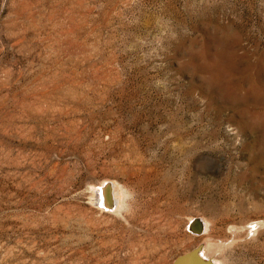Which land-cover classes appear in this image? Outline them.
I'll return each mask as SVG.
<instances>
[{
    "label": "rangeland",
    "instance_id": "1",
    "mask_svg": "<svg viewBox=\"0 0 264 264\" xmlns=\"http://www.w3.org/2000/svg\"><path fill=\"white\" fill-rule=\"evenodd\" d=\"M199 249L264 264V0H0V264Z\"/></svg>",
    "mask_w": 264,
    "mask_h": 264
},
{
    "label": "bare ground",
    "instance_id": "2",
    "mask_svg": "<svg viewBox=\"0 0 264 264\" xmlns=\"http://www.w3.org/2000/svg\"><path fill=\"white\" fill-rule=\"evenodd\" d=\"M95 199L100 202H102L103 207H111L115 206V204L118 202V193L115 188V186L112 184V186H104L102 189L98 188L97 192L95 193ZM194 223V222H193ZM197 227H201V222L196 223ZM203 227V226H202ZM200 251H195L192 253H185L183 256H181L175 264H184V261H187L189 264H211L210 261L206 260L203 257L202 249H199Z\"/></svg>",
    "mask_w": 264,
    "mask_h": 264
},
{
    "label": "water",
    "instance_id": "3",
    "mask_svg": "<svg viewBox=\"0 0 264 264\" xmlns=\"http://www.w3.org/2000/svg\"><path fill=\"white\" fill-rule=\"evenodd\" d=\"M184 264H189L187 261H184ZM199 264V263H198Z\"/></svg>",
    "mask_w": 264,
    "mask_h": 264
}]
</instances>
